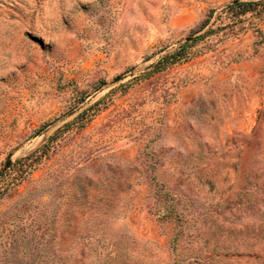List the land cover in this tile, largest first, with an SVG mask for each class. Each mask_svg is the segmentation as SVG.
<instances>
[{"label": "rangeland", "instance_id": "1", "mask_svg": "<svg viewBox=\"0 0 264 264\" xmlns=\"http://www.w3.org/2000/svg\"><path fill=\"white\" fill-rule=\"evenodd\" d=\"M234 1L0 0V264H264V13Z\"/></svg>", "mask_w": 264, "mask_h": 264}, {"label": "trees", "instance_id": "2", "mask_svg": "<svg viewBox=\"0 0 264 264\" xmlns=\"http://www.w3.org/2000/svg\"><path fill=\"white\" fill-rule=\"evenodd\" d=\"M225 10L228 14V17L226 18L229 20L228 25L235 26V25L239 24L240 22H242L243 18L247 14H251L255 17L261 16L264 13V0H258V1H254V2L234 1L233 3L227 5L225 7ZM210 17L211 16L209 14L208 17L201 22L198 29L194 30V33H197L199 31L203 30L204 28H206L210 22ZM211 32H212V29H208L203 34H201L200 36H197L193 40H187V42L184 45H182L179 49H176L175 51L163 56L160 59V61L157 62L156 66L160 67L162 65L165 66L167 64H173L175 62L180 61L181 59L186 58V55H187L186 51H187V48L189 47V43L195 42L197 40H203V39L209 37L212 34ZM235 35H236V33H235ZM225 37H227V35L223 36L222 39ZM28 159L29 158H26L24 160L18 161L17 163L23 164Z\"/></svg>", "mask_w": 264, "mask_h": 264}]
</instances>
